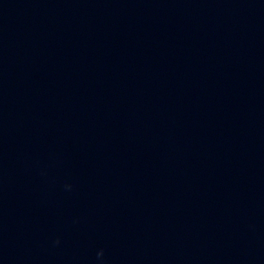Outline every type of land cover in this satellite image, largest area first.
Wrapping results in <instances>:
<instances>
[{
  "label": "water",
  "instance_id": "obj_1",
  "mask_svg": "<svg viewBox=\"0 0 264 264\" xmlns=\"http://www.w3.org/2000/svg\"><path fill=\"white\" fill-rule=\"evenodd\" d=\"M0 264H264V0H0Z\"/></svg>",
  "mask_w": 264,
  "mask_h": 264
}]
</instances>
